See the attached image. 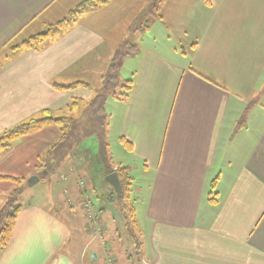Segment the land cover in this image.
<instances>
[{"label":"crops","instance_id":"0c3cea01","mask_svg":"<svg viewBox=\"0 0 264 264\" xmlns=\"http://www.w3.org/2000/svg\"><path fill=\"white\" fill-rule=\"evenodd\" d=\"M55 1L0 0V51ZM134 1L107 0L42 50L4 60L0 135L47 112L55 117L73 100H92L93 87L102 86L110 58L140 14ZM186 3L190 12L176 11L179 21L172 18L173 0H161L153 38L146 36L151 26L141 36L134 32L141 43L125 58L131 87L127 97L109 102L106 132L120 143L122 159L104 165L95 135L87 148L69 152L57 164L60 176L48 196L20 203L0 264H85L87 249L101 253L92 264H123L125 252L115 248L127 244L119 233L123 220L104 177L136 164L145 179L134 229L143 264H264V0ZM76 82L88 86L55 85ZM60 136L61 129L50 125L16 140L0 153V175L16 160L37 175L43 153ZM88 203L104 228L96 237Z\"/></svg>","mask_w":264,"mask_h":264},{"label":"rangeland","instance_id":"374dc122","mask_svg":"<svg viewBox=\"0 0 264 264\" xmlns=\"http://www.w3.org/2000/svg\"><path fill=\"white\" fill-rule=\"evenodd\" d=\"M82 1L83 0H56L47 9H45L43 12H41L40 15H38L36 17L38 21L34 20L32 23H30V25L28 27L24 28V30L21 31L22 34L19 36L20 41L22 38L27 37L31 34L43 32L44 30L47 29V27L49 25H52L53 23H55L59 20H63L66 18L70 20L72 18V10L74 8H76V6H78ZM145 1L146 0H135L134 1L135 5H138L140 3L138 10H137L140 12V14L137 15V17L134 20H132L131 18H127V20L123 22V24H125L126 22H128V21L130 22V20H132V22H130L131 24L129 27V29L131 28V30H129L126 38L123 40L124 44L122 45V50L128 49V46L125 44V41L127 39L128 40L131 39L132 43H135V42L141 43V40L138 38V36L134 35L135 34L134 32L138 31V33H139L138 35L141 36V31L139 29L140 27H144V25H146V24L148 26H151L148 30L149 32L146 34L147 38H150L151 36L153 38V35L156 34V32H157V29L159 26L158 25L159 21H157L158 19H157L156 15L154 14L153 9L151 10L149 8V6H146L147 4L145 3ZM180 1L182 2V0H173V4L171 5L172 18L178 19L179 21H180V15L176 16L175 12L176 11L177 12L182 11V12L186 13V15H187L190 12L189 7H191L188 5V3L181 4ZM155 2H156V0H150V4L151 3L153 4ZM145 8H147V9L144 10ZM162 11H164V4L163 3L161 4V12ZM153 18H154V21H157V23H155V22L151 23V20H153ZM148 23H151L152 25L151 24L149 25ZM136 28H138V30ZM52 29H54V30L52 31L51 38H47V41H44V45L46 43H48L53 37H55L59 33V31H61V30H57L55 26L52 27ZM146 30L147 29H145L144 31H146ZM165 33L168 34V32H166V31H165ZM158 38H159V41L163 40L161 37H158ZM17 43H20V42L17 41ZM175 43L177 44V42H175ZM118 49H120V47ZM25 50H26L25 48L22 49L23 52ZM131 55H133V54H131ZM113 58H114V56H112L110 58L109 66L112 63ZM5 59H6V57H5L4 52L3 53L1 52L0 53V61H4ZM124 61H125V63H122L118 69L119 84L114 89V91H116V92H122L124 89L121 87V85L124 84L128 79L132 78L131 77V73H132L131 64L127 63L125 58L123 59V62ZM100 63H101V59L99 60L98 64L100 65ZM109 66H108L104 75L108 74ZM95 73H96V76L101 74L99 69ZM88 75L91 76L92 74L88 73ZM80 80H83V79H80ZM93 89H94V97H95L97 95V93L99 92V90H98V87H93ZM86 93H88V90L86 91ZM114 99H117V98L112 96V94L110 96H108L106 99L105 109L108 112L107 113L108 118H104V119H107V121L106 120L104 121V125L102 124L103 118L98 117L95 110L89 106L91 103V99L82 100L78 103V106H75L72 104V105H70V108L68 107L64 111L55 112L53 114L55 116V118L66 116V117H72L75 120L72 131L68 137V140L66 142L62 143L61 145L57 146L56 150L54 151V153H52L51 157L48 156L49 153H47V152L43 153V156L45 157V159H47L46 160L47 164L51 163L54 166L56 164V166L54 167V170H52L47 175V174H44V170L42 168H39L37 170L33 169L32 171L35 170L34 173L38 172L37 176L40 177V180L36 184H34L33 186H30L28 184V180L33 176V174H32V172L25 170L26 165H22L21 160H19V161L16 160L15 165H14V161H13L11 168L6 167L5 170H2V172H5V176H14V177L22 178L23 181L21 183V187L23 188V191H22L21 195H18L19 203H21V204L23 203L25 205L27 203H33L36 201L35 197L37 194L40 196L44 195L45 197L48 196L50 190H52L53 185L57 184L56 179L60 176L59 175V167L57 166V164L59 163L57 155L63 153V151H66V150H71L72 152H77V151H79V148L80 149L87 148L88 144H90L92 142L91 141L92 140V136H91L92 134L95 136L100 134V136H99L100 140L98 139L99 141H102L105 137L104 149L108 153V156H109L108 163H110L111 161H117L118 157L120 159H122V149L120 147L121 145H120V143H118L115 136L114 135L112 137L104 136V132L106 133L109 129V126H108L109 119H110L109 111L111 109V105H109V102H113L111 100H114ZM243 108L246 109L245 106ZM245 114L246 113L244 112L243 115L245 116ZM244 119H246V117H244ZM35 142H36V140L34 141V144H35ZM103 142H104V140H103ZM102 147H103V144L101 142L100 143V149H102ZM61 148H65V150H63L61 152L57 150V149H61ZM137 165H139V164H136V166H134V168H132L131 175L134 178L133 187H132L134 190V198L136 199L134 203H135V206H137V205L139 206V208H140L139 217H141L142 205L140 204V202H141V196L143 194L141 192L142 191L141 189H142V185H144V183H145V179H144V176L141 174V169ZM1 168H2V166H0V171H1ZM21 172H26L25 176L23 174H21ZM80 181H82V180H80ZM78 183L80 185V182H78ZM15 186L16 185H14L10 179L0 178V209L5 204L9 195L16 194L15 192H13L15 190ZM30 194H32V197ZM124 225L125 224L123 222V226ZM90 231H92V230H90ZM123 232H124V234L121 232H119V233L122 236V238H125V240L127 241V244H125L123 241H121V242H119L118 246L117 245L115 246L117 252H120V251L125 252V257L122 258L123 259L122 263L123 264H129V262H130V264H143L142 261L140 260V255L138 253L139 248H137L138 247L137 244L139 241L138 238H130L129 236H127L125 226H124ZM91 233H92V235L94 234L95 237L98 236L97 234H95V232L94 233L91 232ZM92 253L93 252L88 251V249L85 251V257H84V263L85 264H92L94 262L99 261V254L101 256V253H96L98 255V260H95V261H94V259L93 260L91 259ZM115 257L116 256H114V258ZM111 260L113 261V259H111Z\"/></svg>","mask_w":264,"mask_h":264},{"label":"trees","instance_id":"16d2710c","mask_svg":"<svg viewBox=\"0 0 264 264\" xmlns=\"http://www.w3.org/2000/svg\"><path fill=\"white\" fill-rule=\"evenodd\" d=\"M107 0H83L76 8L72 10V18L69 19H63L59 20L52 25H49L46 30H44L41 33H35L31 34L27 37H24L19 39V36L22 34V30L18 32L16 35L13 36V38L5 44V46L2 48L0 53L4 52L6 59H9L15 55H17L22 49H34V50H42L46 44L44 45V41H47V38H51L52 27H56L57 30H63L66 28L69 24L75 22L77 20L78 15L80 16L85 11H88L89 9L98 7V5L106 2ZM161 0H156L155 3H151L149 5V8L154 11V14L156 13V8L158 6V2ZM148 22V21H147ZM150 24V23H148ZM149 26L146 24L144 27H140V30H145ZM138 30V28H136ZM60 32V31H59ZM19 41L20 43H17ZM125 44L128 46V49L122 50V46L120 49H118L115 54L112 63L109 66V72L108 74L103 76V82L102 87L98 90L99 92L97 95L91 100L90 107L95 110L98 117L103 118V125L104 121L108 118V114L105 109V103L108 96L112 94L117 99H122L128 96V92L131 87V80H127L124 84L121 85V87L124 89L122 92H116L114 89L119 84V77H118V69L119 66L123 63V59L126 58L128 55L134 54L138 51L137 47L138 45L136 43H132V40H126ZM5 59V60H6ZM4 61H0V65L3 64ZM57 88H70L76 85H82V86H88L85 82H76L73 84H70L68 86H59L55 84ZM72 104L75 106H78V101L73 100ZM70 108V106H69ZM74 118L72 117H58L55 118L51 116L50 112H47L44 117L41 118H30L25 122H22L18 125H15L9 129H6L1 135H0V153L5 152L9 150L14 142L22 137L31 135L33 133H36L50 125H56L61 129V136L59 140L52 145V147L49 149L48 153L51 157L52 153L56 150V147L61 145L62 143L66 142L68 140V137L72 131L73 125H74ZM93 135V134H92ZM98 139L100 140V134L96 135ZM104 136H106V133L104 132ZM104 140V142H103ZM102 141L103 147L99 151V156L104 163L109 168L108 163V153L105 151V137ZM58 151H63L65 148L57 149ZM69 152H72L71 150L63 151V153L57 155L58 156V162L62 161L66 155H68ZM47 159H45V165H44V174H49L52 170H54V165L51 163L47 164ZM57 162V163H58ZM56 165V164H55ZM110 170V169H109ZM121 185H122V192L120 197L116 195V193H112L110 195L111 200L113 201V204L115 205L116 212L120 215L124 222V226L126 229V234L130 238H137L135 234V226H136V211H135V198H134V190H133V181L134 178L131 175L132 169L127 167H118L117 170ZM0 178H7L10 179L11 182L16 185L15 192L16 194L9 195L8 199L6 200L3 207L0 209V248L5 247L10 238L13 231V228L16 223L17 215L21 209V204L19 203L18 195H21L23 188L21 187L22 178L13 177V176H4L0 175ZM92 220V219H91ZM98 218H95L92 220L93 226L97 223L100 224L98 221ZM101 225V224H100ZM92 232L93 228H92ZM103 233V228H101L100 235ZM139 240V239H138ZM138 247L139 248V255L140 260L143 259L142 257V251H141V242L138 241Z\"/></svg>","mask_w":264,"mask_h":264},{"label":"water","instance_id":"95a60500","mask_svg":"<svg viewBox=\"0 0 264 264\" xmlns=\"http://www.w3.org/2000/svg\"><path fill=\"white\" fill-rule=\"evenodd\" d=\"M105 181H107L114 189V191L116 192L117 196L120 197L121 192H122V185H121V181L118 175L117 171H113L108 173L105 177H104ZM40 180V177L37 175H33L29 180H28V184L30 186H33L34 184H36L38 181Z\"/></svg>","mask_w":264,"mask_h":264},{"label":"built area","instance_id":"2783aa9c","mask_svg":"<svg viewBox=\"0 0 264 264\" xmlns=\"http://www.w3.org/2000/svg\"><path fill=\"white\" fill-rule=\"evenodd\" d=\"M80 185H81V186H84V182L81 181V182H80ZM84 209H85V212H86V214L88 215V218H89V219L94 220V219L96 218L97 214H96V212H95L93 209H91V206H90L89 203H88L87 205L84 206ZM93 231L95 232V234H99L100 231H101V226H100L99 224L96 223V224L93 226ZM91 259H92V260H93V259H94V260H97V255H96V254H92V255H91Z\"/></svg>","mask_w":264,"mask_h":264}]
</instances>
